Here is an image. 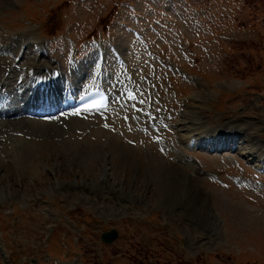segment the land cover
I'll return each instance as SVG.
<instances>
[{"label":"rangeland","instance_id":"1","mask_svg":"<svg viewBox=\"0 0 264 264\" xmlns=\"http://www.w3.org/2000/svg\"><path fill=\"white\" fill-rule=\"evenodd\" d=\"M19 34L42 51L16 59ZM95 39L127 59L110 52L104 85L132 73L153 116L115 102L27 117L24 68L57 66L60 90L80 91ZM0 55V264H264V0H0ZM153 158L180 193L167 197Z\"/></svg>","mask_w":264,"mask_h":264},{"label":"bare ground","instance_id":"2","mask_svg":"<svg viewBox=\"0 0 264 264\" xmlns=\"http://www.w3.org/2000/svg\"><path fill=\"white\" fill-rule=\"evenodd\" d=\"M24 43L23 42H18V41H16L13 45L14 46H18V45H20V46H22ZM14 46H13V48H14ZM26 46H29V44H27ZM32 47L34 46V43L31 45ZM104 49V48H103ZM102 50V49H101ZM97 53H98V51H97ZM104 59H105V50H104ZM7 61H9V59H8V57H2L1 55H0V76H1V74L3 73V71H4V67L5 66H7ZM97 63H98V59H97ZM31 66V65H30ZM30 66H28L27 67V69H26V72H27V70H28V68L30 67ZM36 69V68H35ZM103 70V66L102 65H97V67H96V73H95V75L97 76L98 75V73L100 72V71H102ZM96 79H98V78H96ZM1 83V82H0ZM127 83V82H126ZM126 83H124L123 84V87L122 88H124V85L126 84ZM36 84V83H35ZM33 85V84H32ZM37 86H38V84H36ZM94 85H96V86H98V80L97 81H95L94 82ZM79 87H80V85H78ZM78 87V88H79ZM88 91V90H87ZM72 94H74L73 93V91H72ZM127 99H129V98H127ZM132 102H134L135 103V101H132ZM140 105H142V106H144V104H142V103H139ZM94 111H91V113H93ZM91 113H88V114H86V115H90ZM14 121H17V120H14ZM36 121L38 122V120H35V124H36ZM15 124H16V122H14ZM14 123H10V125H12V124H14ZM38 124H41V123H38ZM43 125V124H42ZM35 126V125H34ZM46 126V125H45ZM38 127V126H37ZM36 127V128H37ZM32 128V127H31ZM35 129V128H34ZM38 131H40L39 129H38ZM42 131V130H41ZM43 131H45L44 130V128H43ZM34 132H36V131H34ZM46 133V132H45ZM39 134V133H38ZM224 134H225V132H224ZM231 135V133L229 134V136ZM222 137H224L223 136V134H222ZM226 138H227V136H226ZM233 138V137H232ZM218 139V138H217ZM219 141V140H218ZM33 142V141H32ZM35 142V141H34ZM206 142H208V141H206ZM210 142H212V141H210ZM204 143V142H203ZM36 144H40L39 142L38 143H36ZM222 144V143H221ZM227 144V143H226ZM258 144V143H257ZM30 145H32V144H30ZM223 145V144H222ZM221 145V146H222ZM259 145V148L261 149V147L263 146H260V144H258ZM36 146V145H35ZM75 146V145H74ZM206 146V145H205ZM78 147V146H77ZM222 147H226V146H222ZM113 148H116V146H114ZM257 148V147H256ZM73 149V148H72ZM81 148H79V150H80ZM126 151V152H128V153H125V154H123V155H125V156H130L131 158H133V160L135 161V163H137V160H139L142 156H140V155H132V154H136V153H132V152H129L127 149H123V151ZM261 150H263V149H261ZM132 153V154H131ZM262 153H263V151H262ZM253 154V153H252ZM259 155H261V154H259ZM152 161H153V165L155 166V168H156V172H157V175H159V184H160V187H163L164 189H166V194H167V197H169V195H175V194H178V193H180L181 192V187L179 186V184L176 182V181H174V179L173 178H170V176H169V173H171L170 171H172L171 170V168L169 167V165L167 164V163H165V162H159V160H157V159H152ZM171 167H172V165H170ZM165 168H167V169H169L168 170V172H167V170L165 169ZM141 169H142V167H141ZM143 171V170H142ZM142 174L141 175H145L143 172H141ZM191 184V183H190ZM192 184H193V182H192ZM165 195V194H164ZM166 196V195H165Z\"/></svg>","mask_w":264,"mask_h":264},{"label":"water","instance_id":"3","mask_svg":"<svg viewBox=\"0 0 264 264\" xmlns=\"http://www.w3.org/2000/svg\"><path fill=\"white\" fill-rule=\"evenodd\" d=\"M118 235L119 233L115 229L107 230L102 233V239L104 242L111 243L118 237Z\"/></svg>","mask_w":264,"mask_h":264},{"label":"snow or ice","instance_id":"4","mask_svg":"<svg viewBox=\"0 0 264 264\" xmlns=\"http://www.w3.org/2000/svg\"><path fill=\"white\" fill-rule=\"evenodd\" d=\"M141 103H143V101H141Z\"/></svg>","mask_w":264,"mask_h":264}]
</instances>
